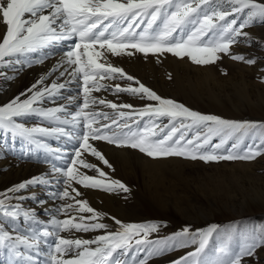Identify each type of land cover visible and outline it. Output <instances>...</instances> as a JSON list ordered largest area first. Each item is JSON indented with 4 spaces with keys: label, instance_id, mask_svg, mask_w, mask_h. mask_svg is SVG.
Returning a JSON list of instances; mask_svg holds the SVG:
<instances>
[{
    "label": "snow or ice",
    "instance_id": "1",
    "mask_svg": "<svg viewBox=\"0 0 264 264\" xmlns=\"http://www.w3.org/2000/svg\"><path fill=\"white\" fill-rule=\"evenodd\" d=\"M222 3L223 7L214 6L213 0H0V20L5 26L0 39V68L13 63L19 64L21 57L27 59L30 54L49 48L56 42L72 41L64 52V63L67 67L61 72V76H69V83L82 81L83 94V103L70 98V104L75 111L70 110L69 105L45 109L38 106L44 97L54 96L58 89H63L66 85L53 83L42 90L34 85L27 98L15 97L0 105V132L10 135L13 140L21 139L29 146L35 144L43 148L49 146L38 137L57 135L67 137L70 141L75 140L76 143L72 146L74 155L67 157L70 163L66 161L64 166L53 164L51 171L62 174L65 185L75 181L85 188L107 192H127L128 188L121 181L110 179L107 173L82 158L84 152H90L111 168L101 152L91 145L90 140H105L117 147L138 149L153 159L175 156L199 159L205 163L254 159L264 150V141L255 148L249 146L243 154L233 151L238 143H232L231 148H225V145L229 140L248 133L258 125L202 114L173 99L161 97L125 73L122 68L100 62L104 53L97 50L98 46L112 55H132L130 50L145 55L170 53L179 59L188 58L192 63L201 66L215 63L220 58L219 53L230 55L233 60L245 61L243 55H231L230 46L237 43L240 37H248L249 34L243 31L245 28L257 22L264 23V2L222 0ZM47 55L45 53L39 59L35 56L31 58L42 62ZM245 62L251 64L254 60L248 59ZM117 77L134 81L138 86L121 87L117 84L114 93L141 95V98L155 103L136 109L130 104L117 105L103 99L97 100L91 95L93 90L100 91L105 88L99 83L100 80ZM42 82L43 80L38 81L37 84ZM97 103L114 110L132 109V113L119 111L118 115L122 120L113 119L110 124L93 127L94 124H99V117L108 119L107 113L90 110V105ZM133 114L141 119L147 117L148 123L141 129L139 122L134 121L133 127V123H129ZM30 115L55 121L58 126L28 127L20 122L19 118ZM161 118H168V124L157 123ZM192 131L194 135L189 138ZM220 149H224V152L218 151ZM77 163L83 168L94 169L97 175L90 176L79 172L75 167ZM38 183L51 181L34 177L13 186L8 192L18 193L28 185ZM72 190L77 196L80 195L76 189ZM54 195L63 200L69 196V192L65 189ZM24 198L8 195L0 197V216L13 222L23 217L27 225V234L0 227V249L17 258L28 253L25 264H34L31 250L36 249L39 253L41 242L48 243L47 238L53 235L56 240L48 253L46 264H121L120 255L127 257L135 251L146 252L144 258L139 259V264H147L151 256L172 251L177 247H187L189 242L195 245L194 250L172 264H241V257L231 255L226 243L216 249L215 259L208 262L203 260L216 225L195 233L185 227L182 232L171 236L150 239V234L158 230L156 224L124 223L112 217L118 226L115 231H105L94 239L71 240L61 237L59 233L70 229L83 232L107 230L109 226L99 222L106 214L96 212L86 201L77 200V210L91 213V216H80V222H74L75 217L63 220L53 217L46 222L48 227H40L45 222L36 219L34 210H26L20 204L6 202ZM71 207L66 205L58 211L65 212ZM86 219L95 222L86 223ZM255 247V243L250 244L244 249L243 255H252ZM73 249L74 257L64 259ZM9 264L13 262L10 260ZM15 264H20V260L17 259Z\"/></svg>",
    "mask_w": 264,
    "mask_h": 264
},
{
    "label": "rangeland",
    "instance_id": "2",
    "mask_svg": "<svg viewBox=\"0 0 264 264\" xmlns=\"http://www.w3.org/2000/svg\"><path fill=\"white\" fill-rule=\"evenodd\" d=\"M260 2H264V0H260ZM213 3L214 6H224L222 0H213ZM259 26H264V23L257 22L245 28L243 31L249 34L248 37L239 38L240 41L243 40V38L247 39H245V42L249 45V47H251L250 49H253L254 55L261 52V48L264 47V35L259 32L249 31L248 28L255 29ZM99 51L105 52V50L101 49ZM139 54L145 55L143 53ZM148 55L151 57L152 62H143L141 64L143 66H140L141 68H128L124 65L113 66H120L125 73L131 75L140 83L155 91L158 95L159 91L167 90V92L170 93L167 97L171 96L172 98H180V94H184L186 97L192 99L195 94L197 95V98H199L200 102L204 103L208 99H213L216 96L223 98L226 96L227 92L231 93L232 90L235 89L224 83H222L223 87H220V89L212 87L208 81H206L208 84L204 82L203 86H198V84L193 82V79H189L192 83H188L189 80H186V75L185 79H177L176 74H185L181 71L182 67H185V65L169 64L165 62L164 57L167 55L176 59L179 58L170 53ZM260 56L262 57H260L259 61L264 63L263 55ZM28 59L29 58L26 59L21 57L20 64L13 63L12 66L18 68L19 72L30 69L31 65ZM103 59H100V62H107ZM224 63L225 64L221 68L223 71L225 70L223 74L226 76L230 73V68L226 62ZM145 70L146 72H144ZM192 75L193 74L190 73V77H192ZM20 76L21 74L18 73L15 76V80ZM169 76L171 78H169ZM258 80L261 83H264V76H262V79L259 78ZM101 82H103L102 84H104L105 88H102L100 91L93 90L91 93V95L97 98V100L103 99L106 102H112L117 105L130 104L136 109H139L146 104L155 103L153 101H148L146 98H141V95H133L127 92L114 93V87L117 84L121 87H128L129 85L137 87L138 85L135 84L134 81H128L117 77L115 79L106 78L99 81V83ZM77 83L80 84L82 81H78ZM6 84L8 83L4 84V90L7 88ZM247 88V90H251L253 92L252 99L255 100V87L250 86ZM236 89L241 93L243 90L245 91V89L240 90V87ZM192 92L194 94H192ZM78 93H82V90L80 89ZM81 95L83 96V94ZM27 96H30V94L26 93V95L21 97V99L27 98ZM48 98L50 97L48 96ZM52 98L53 97L51 96V99ZM81 103H83V99ZM47 105L43 101L38 106L48 109ZM90 109L93 112L108 114V119H104L103 116L99 117V124H94L93 127H99L105 123L110 124L113 119L118 121L122 120L123 118L118 115L119 111L132 113V109L125 108L114 110L99 103L93 106L90 105ZM44 121L45 119L38 115H30L25 118L22 123L28 127H33L38 126V124H36L37 122ZM134 121H138L139 126L142 129L145 124L148 123V118L144 117L141 119L133 114L129 123H133ZM31 123L35 124L30 125ZM53 123L56 122L54 121ZM157 123H160L161 125L168 124V118H161L157 121ZM50 126L51 125H49V127ZM133 127H135V123H133ZM177 127H179V124H177ZM108 134L111 135V132ZM191 135H194V131L189 133V138ZM57 137V135H51L38 137V139L42 140L43 143H47L50 147L66 150V156L50 153L48 151V149H50L49 147H38L35 144L29 146L28 143L21 139L13 140L10 135L0 132V161H17L20 164L30 163L42 166L45 164V167L48 164L50 165H48L49 167H52L53 164L56 166H64L66 161L70 163V161L66 160L67 157L69 155H74L72 146L76 143V141H70L67 137ZM54 140L58 141L55 142ZM262 141H264V127L258 126L246 134H240L236 138L229 140V142L225 145V148H231L232 143H238V147L234 150L243 154V152L248 150L249 146L255 148L261 144ZM89 142L93 147L101 152L111 165V168L103 164V162L98 160L95 156L91 155L90 152H84L82 158L88 163L99 167L107 173L110 179L121 181L128 188L127 192H123L121 190L107 192L99 189L85 188L75 181H72L70 185H65L63 182V175L58 174L57 181H59V183L56 181L53 186L47 187L45 183H38L29 186H33L37 189L39 188L38 190L40 191V195L42 197V200L40 201L44 202L40 204L41 206L52 207L51 211L53 216L51 218L48 214H43V209L39 207L37 208L36 205H38V201L34 202L31 199L34 195L33 189L31 191L29 189L22 190L20 192L21 195H17L18 197H26V200H14L18 203L21 202L22 204L20 205H22V207L26 210H29L28 208L32 206L30 210H34L36 213V219L42 222H47L48 219H52L53 217L60 220L75 217L76 219L74 222H80V216H84L85 218L91 216V213L79 212L77 210L79 208V205L76 204L77 200L86 201L88 206L96 212L106 214L99 220V222L108 225L109 227L107 230L83 232L70 229L59 233L61 237L71 240L94 239L95 236L104 234L105 231H115L118 226L115 224L112 217H115L124 223L156 224L158 226V230L156 233L150 234V239L171 236L175 233L182 232L185 227L189 228L191 233H195L197 230H207L210 226L216 225L217 228L210 237L205 253L203 254V260L205 262L215 259L217 255L216 249L220 247L222 243H226L231 255L234 257H241V264H264V215L250 211V209L253 208V205L258 203V200L261 199V197L264 199V189L260 192H254L250 190V188L248 189L247 186L245 187L241 183H237V180L232 177V173H234L233 168L231 169L230 167L232 163H234L233 160H220L205 163L199 159L192 160L175 156L153 159L141 153L138 149H133L131 147H117L115 144L108 143L105 140H90ZM107 147L115 150L126 149L129 152L135 153L137 157L132 159L130 161L131 163H121L120 161L113 159V156L108 153ZM218 151L224 152V149H220ZM137 159L139 161H137ZM170 159H178V161ZM156 160L161 163L159 162V164H153L152 162H156ZM242 161H254L255 165L258 166V170H256V172L261 174L262 172L264 173V150H262L261 154L256 156L254 159ZM144 163H149L151 166L153 164L151 168L153 169L152 172H148L147 168L143 165ZM80 166L79 163L75 166L78 168L79 172L90 176L97 175L94 169H86ZM0 169L1 177L5 176V168ZM237 170L238 169H234L235 172H238L241 175L240 176L237 173L239 180L244 182V180H242V171ZM12 186L14 185L9 187L12 188ZM73 188L80 193L79 196H77L76 192L72 190ZM65 189L69 192V196L63 200L60 199L58 195H54L64 191ZM66 205H71L72 207L67 208L65 212L58 211ZM84 222L88 223L95 221H88L86 219ZM41 225V227L49 226L47 223ZM0 227H4L9 231L15 230L27 234V225L25 224L23 217L13 222L7 217L0 216ZM47 240L48 243L46 244L41 242V251L39 253H37L36 249L31 250V256L34 264H46V261L48 260V253L54 246L56 237L53 235L48 237ZM252 243H255L256 245L253 254L243 255L244 249ZM194 247L195 245L189 242L187 247H177L172 251H164L162 254L151 256L147 260V264H172L173 261L184 256L187 252L193 251ZM74 255L75 249L63 258H73ZM145 255L146 252L144 251H135L132 255L127 257L120 255L119 259L121 260V264H139V259H143ZM27 256L28 253H26L24 257L17 258L8 254L5 250L0 249V264H9L10 260L13 264H15L17 259L20 260V264H25Z\"/></svg>",
    "mask_w": 264,
    "mask_h": 264
},
{
    "label": "bare ground",
    "instance_id": "3",
    "mask_svg": "<svg viewBox=\"0 0 264 264\" xmlns=\"http://www.w3.org/2000/svg\"><path fill=\"white\" fill-rule=\"evenodd\" d=\"M248 30L253 31V32H259L264 35V26H259V27H256L255 29L248 28ZM4 31H5V26L3 25L2 20H0V39H2V35ZM245 39L246 38H243V40L241 41L239 40L237 43H234L233 45H231L230 54L231 55H243L245 57V61L248 59L254 60V63H251V64L245 61L233 60L230 58V55H225L223 53L218 54L220 59H218L212 65L208 64V65H203V66H198L197 64L192 63L189 59H186V58L176 59L174 57L167 56V55H165L164 57L165 62L169 64L185 65V67H182L181 69V71H183L185 74L184 75L176 74L177 79H180V78L185 79V75H186L187 76L186 80L193 79V82L198 84V86L199 85L203 86V83L208 81L210 82L212 87H216L219 89L220 87H223L222 83L228 85L229 87L232 86L233 88H235L234 90H232L231 93L227 92L225 97L219 98V96L218 97L216 96L217 98L214 97L213 99H208L206 102L201 103L199 98H197V95H195L193 92L192 94H194L193 95L194 97L192 99L186 97L184 94L183 95L180 94L181 96L180 98H172L171 96L167 97L168 94L170 93H168L167 90L166 91L162 90V88H161L162 91H159V95L161 97L170 98L175 101L178 100L177 102L185 105L191 110L200 112L202 114L216 115L226 120H232V121H238V122H253L258 126L264 125V83H261L258 80L259 78L262 79V76H264V67H263L264 63L259 61L260 57H262L260 55H263L264 57V47L261 48V52H259L257 55L256 54L254 55L253 49H250L251 47H249V45L245 42ZM72 43H73L72 41L56 42L53 45H51L49 48L43 49L35 54H30L28 60L31 65V68L25 71L23 70L24 72L23 71L19 72L18 68L13 67L12 65L0 68V84L3 82L0 85L1 87L0 105H4L8 103L11 99L15 97L21 98L26 93L31 95L30 90L33 89L34 85H36L38 89L42 90L46 86L50 87L53 83H55L57 85L65 84L66 87L63 89H58L55 95L52 96L53 97L52 99L51 97L48 98V96L44 97L43 101L45 102L46 105L48 104L47 105L48 109H50L51 107L56 108L61 105H69L70 110L75 111V108L72 107L70 104V98H75V100H78L81 103L83 96L81 95L82 93L79 94L78 91L80 89L82 90V83L78 84L77 83L78 81L69 83V80L71 79L69 76L67 75L61 76V72H63L64 69L67 67V65L64 63V52L68 50V47ZM97 50H100L98 46H97ZM130 51L133 53L132 55H126V54L112 55L110 52L105 50V52H103L104 53L103 56H107V57H102L100 59L104 58L108 63L112 65H116V66L124 65L128 68L130 67L141 68L140 66H143L141 65L143 62L145 63L152 62L151 57L149 55L148 56L140 55L135 50H130ZM45 53H48V55L46 58L42 59V62H36V60L31 58L32 56H35L37 59H39L43 57ZM224 62H226L230 68V73L226 76L223 74L225 70L223 71L221 68L225 64ZM144 72H146V70ZM18 73H20L21 76L17 77V79L15 80V76ZM190 73L193 74L192 77H190ZM9 77H12V78L10 79ZM41 80H43V82L40 84H37V82ZM5 83H8V84H6L7 88L4 90ZM102 83L103 82H101V84ZM188 83H192V82L189 80ZM206 84L208 83L206 82ZM250 86L255 87V93H256L255 100L252 99L253 92L251 90L250 91L247 90L248 89L247 87H250ZM238 87H240V90L245 89V91L243 90L242 93L238 92V90L236 89ZM75 100L72 101L73 104L75 103ZM27 117L29 116L19 118L20 122H23V120ZM53 122L54 121H49L45 119L44 122H37L36 124H38V126L48 127V128L57 127L58 124L53 123ZM34 124L35 123L33 124L31 123L30 125H34ZM49 125L51 126L49 127ZM49 148L50 149H48V151L50 153L61 154L62 156L67 155L66 150H60V148L50 147V145H49ZM107 150H108V153L113 156L114 160H118L121 163H129L132 159L137 157L135 153L129 152L126 149L125 150L124 149L115 150V149H111L107 147ZM170 160L178 161V159H170ZM137 161L139 160L137 159ZM159 162L160 161L156 160V162H152V163L159 164ZM233 162L234 163H232L230 167L231 169L233 168L234 173H232L233 175L232 177H234V179L237 180V183H241L245 187L247 186L248 189L250 188V190L254 192H260L264 189V173L262 172L261 174V173L256 172V170H258L257 169L258 166L255 165L254 161L243 162L242 160H233ZM48 165L45 167V164L44 166H42V165H36V164H30V163L20 164L17 161H11V162L9 161L1 162L0 161V168H5V171H6L5 176L1 177L0 175V197H3L4 195H8V196L19 195L20 196L21 195L20 192L22 190L18 193L8 192V190L11 189L10 188L11 185H14V186L19 185L20 183L29 181L33 179L34 177H43L47 180H50L51 183H45V184L47 187L53 186L58 180V174L53 173L51 171L52 167H49L50 165L49 166ZM143 165L147 168L149 173L152 172L153 169H151L152 168L151 164L144 163ZM76 169L78 170V168ZM234 169H238L242 171L243 173L242 180H244V182H241L239 180L238 175H237L238 172H235ZM0 174H1V169H0ZM238 174L240 175V173ZM31 185H34V184H31ZM29 186L30 185H28L25 189H29L30 191L33 189L34 195L31 199L34 202L38 201V205H36L37 208L39 207L43 209L44 210L43 214L45 215L48 214V216L51 218L53 216L52 211H51L52 207L51 206H41V204L39 203V201L42 200L40 191L38 190L39 188L37 189L33 186L31 187ZM24 200H26V197L24 198ZM6 202L11 203V204H22L21 202L18 203L14 199L6 201ZM31 207H29L28 209L30 210ZM250 211H253L255 213L257 212V214H260V215H264V199L261 197V199L258 200V203L253 205V208H251ZM54 213H55V210H54ZM50 220L51 219H48L47 222ZM45 223H42V224H45ZM35 227L36 225L34 224L33 228Z\"/></svg>",
    "mask_w": 264,
    "mask_h": 264
}]
</instances>
